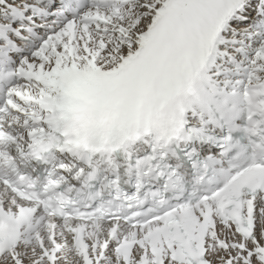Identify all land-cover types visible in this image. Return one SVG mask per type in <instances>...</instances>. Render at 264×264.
Instances as JSON below:
<instances>
[{"label": "snow or ice", "instance_id": "snow-or-ice-1", "mask_svg": "<svg viewBox=\"0 0 264 264\" xmlns=\"http://www.w3.org/2000/svg\"><path fill=\"white\" fill-rule=\"evenodd\" d=\"M0 264H264V0H0Z\"/></svg>", "mask_w": 264, "mask_h": 264}]
</instances>
